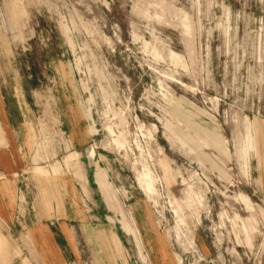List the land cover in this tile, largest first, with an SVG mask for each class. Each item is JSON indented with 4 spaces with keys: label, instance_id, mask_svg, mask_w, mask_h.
<instances>
[{
    "label": "rangeland",
    "instance_id": "374dc122",
    "mask_svg": "<svg viewBox=\"0 0 264 264\" xmlns=\"http://www.w3.org/2000/svg\"><path fill=\"white\" fill-rule=\"evenodd\" d=\"M0 67L31 199L76 204L70 264H110L101 234L146 264L121 209L153 264H264V0H0Z\"/></svg>",
    "mask_w": 264,
    "mask_h": 264
},
{
    "label": "crops",
    "instance_id": "0c3cea01",
    "mask_svg": "<svg viewBox=\"0 0 264 264\" xmlns=\"http://www.w3.org/2000/svg\"><path fill=\"white\" fill-rule=\"evenodd\" d=\"M3 73L5 72L0 67V251H4L0 254V264H70L74 231L71 223H68L69 220L64 219L71 215V209L73 206L76 207V204H70L64 215L55 218L56 222H48L47 218L52 216L51 212L47 213L41 200L31 199L26 188L29 184L23 176L29 167L23 139L27 123L24 117L19 119L14 114L7 99L8 90L10 88L14 90L12 92L15 93L13 95L21 108L19 111L22 116L24 114L22 109L26 105L25 99L22 98L18 86L14 88V85L10 84L9 88L6 87L1 76ZM76 166L77 170L73 167L71 170L84 185L86 175L81 163H77ZM48 174L49 171L44 166L35 165L33 174L35 178H45ZM106 176L101 170L97 172L96 182L99 190L109 207L114 210L120 209L117 207L116 192ZM121 216L122 228L132 236L143 262L153 264L150 254L143 252L146 243L152 244L149 241L147 227L137 222L132 210L121 209ZM99 239L109 257L111 256L110 264H117L113 259L115 252L111 237L101 234ZM113 239L122 247L121 240L116 234H113ZM162 250L164 252V249Z\"/></svg>",
    "mask_w": 264,
    "mask_h": 264
},
{
    "label": "bare ground",
    "instance_id": "6f19581e",
    "mask_svg": "<svg viewBox=\"0 0 264 264\" xmlns=\"http://www.w3.org/2000/svg\"><path fill=\"white\" fill-rule=\"evenodd\" d=\"M146 168V167H145ZM144 171V170H143ZM142 173V172H141ZM142 176H143V174H142ZM141 177V176H140ZM141 179V178H140ZM139 179V180H140ZM155 181V179H154V177H153V175H152V173L150 172V169H147V171L144 173V176H143V178L141 179V183H142V185L143 184H146L147 186H150L151 185V182H154ZM139 182V181H138ZM138 233V232H137ZM141 240V239H140Z\"/></svg>",
    "mask_w": 264,
    "mask_h": 264
}]
</instances>
